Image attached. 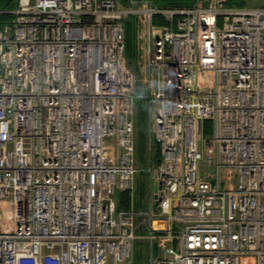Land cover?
Returning <instances> with one entry per match:
<instances>
[{
	"label": "built area",
	"instance_id": "obj_1",
	"mask_svg": "<svg viewBox=\"0 0 264 264\" xmlns=\"http://www.w3.org/2000/svg\"><path fill=\"white\" fill-rule=\"evenodd\" d=\"M228 1L0 8V264H264V6Z\"/></svg>",
	"mask_w": 264,
	"mask_h": 264
},
{
	"label": "rangeland",
	"instance_id": "obj_2",
	"mask_svg": "<svg viewBox=\"0 0 264 264\" xmlns=\"http://www.w3.org/2000/svg\"><path fill=\"white\" fill-rule=\"evenodd\" d=\"M260 2V0H257ZM246 6H252V4H248L245 2ZM258 5V4H256ZM134 25V22H133ZM131 34V33H130ZM129 34V36H130ZM138 40L136 38L135 45V37L133 35L132 41H130L129 49H126L127 62L131 68H133L137 75H139V68L137 67L136 58L138 55ZM147 137H148V113L146 109L143 110L142 114L136 116V129H135V138L137 147L141 146L140 154H146V145H147ZM145 161V158H144ZM202 172H205L204 167L202 166ZM151 186V180L148 178L146 173H140L137 177V190H136V200L138 202H142L143 198L149 193V189ZM146 245L145 242L141 239L136 241L135 245V253L133 257V261L131 264H146Z\"/></svg>",
	"mask_w": 264,
	"mask_h": 264
},
{
	"label": "trees",
	"instance_id": "obj_3",
	"mask_svg": "<svg viewBox=\"0 0 264 264\" xmlns=\"http://www.w3.org/2000/svg\"><path fill=\"white\" fill-rule=\"evenodd\" d=\"M154 3H156L159 6H176V5H192L196 0H152ZM230 4H237V5H244L245 2L243 0H229L228 1ZM15 4V0H0V8H9L13 7ZM1 18V17H0ZM126 29H127V36H126V45L127 48L129 49L130 46V41H132L133 35L135 37V45H136V30L133 25V20L129 19L126 23ZM131 33V34H130ZM130 34V36H129ZM142 114V113H141ZM204 133L207 135L212 131V123L210 120H205L204 121ZM124 196V201L122 205H127L126 203V198H127V193L123 194Z\"/></svg>",
	"mask_w": 264,
	"mask_h": 264
},
{
	"label": "crops",
	"instance_id": "obj_4",
	"mask_svg": "<svg viewBox=\"0 0 264 264\" xmlns=\"http://www.w3.org/2000/svg\"><path fill=\"white\" fill-rule=\"evenodd\" d=\"M244 2H248V4L250 3V4H252V6L253 7H257V6H264V0H260V2L259 1H257V0H243ZM256 4H258V5H256ZM245 5V4H244ZM141 146H139L138 147V149H139V151L140 152H142L140 149Z\"/></svg>",
	"mask_w": 264,
	"mask_h": 264
},
{
	"label": "water",
	"instance_id": "obj_5",
	"mask_svg": "<svg viewBox=\"0 0 264 264\" xmlns=\"http://www.w3.org/2000/svg\"><path fill=\"white\" fill-rule=\"evenodd\" d=\"M158 189V185L157 184H155V190H157Z\"/></svg>",
	"mask_w": 264,
	"mask_h": 264
}]
</instances>
